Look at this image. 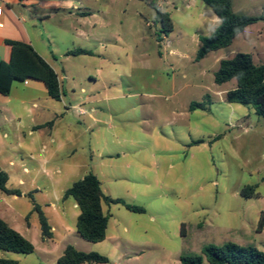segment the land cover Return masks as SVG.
Listing matches in <instances>:
<instances>
[{"label": "rangeland", "instance_id": "obj_1", "mask_svg": "<svg viewBox=\"0 0 264 264\" xmlns=\"http://www.w3.org/2000/svg\"><path fill=\"white\" fill-rule=\"evenodd\" d=\"M232 4L237 14L264 17V0ZM23 13L36 37L51 40L66 77L61 101L30 95V116L54 119L52 129L19 139L0 132V168L7 188L21 192L0 191L11 200L9 215H1L34 246L31 254L0 250V258L55 264L68 245L108 260L94 264H181L182 255L226 242L264 251V121L252 107L227 101L236 80L214 81L221 59L248 53L264 63L263 20L196 60L200 36L220 24L202 0H30ZM14 26L13 16L6 27ZM77 48L93 55L63 59ZM16 92L12 101L0 95V116H27ZM86 95H93L94 121L89 105L73 107ZM206 96L207 109L189 110ZM87 173L107 196L144 209L103 204L109 221L98 243L77 233L79 209L63 199ZM246 185L257 195L242 197ZM34 204L55 227L51 238L42 236Z\"/></svg>", "mask_w": 264, "mask_h": 264}, {"label": "trees", "instance_id": "obj_2", "mask_svg": "<svg viewBox=\"0 0 264 264\" xmlns=\"http://www.w3.org/2000/svg\"><path fill=\"white\" fill-rule=\"evenodd\" d=\"M219 18L220 24L210 36H200V48L196 60H201L208 53L226 48L232 41L251 24L263 20V16L240 15L234 12L232 0H202ZM171 25V24H170ZM168 26L171 27V26ZM10 48L9 59L0 62V94L11 93L15 81L32 79L44 84L47 94L55 101H60L64 95L63 87L55 70L33 49L24 42L7 40ZM68 56L92 55V52L77 48L66 52ZM236 80V88L226 93L229 103L250 106L264 121V63L256 65L252 55L238 53L231 58L221 59L219 68L214 73V81L222 85ZM208 96L202 102H192L190 111L207 109ZM49 122L47 125H51ZM200 141L196 142L199 143ZM8 175L0 168V191L20 196L18 190L7 188ZM240 195L252 198L257 195L256 187L246 185ZM72 198L79 209L76 220V231L86 241L98 243L106 238L109 215L103 210V204H120L127 210L141 213L144 209L131 205L120 198L107 196L99 178L93 173H87L82 179L75 181L65 192L63 199ZM37 212L41 234L51 238L52 227L39 205L34 204ZM264 227V212L259 223V230ZM0 250L13 253L31 254L33 244L13 229L0 217ZM105 256L96 252H81L68 245L55 264H94L106 263ZM264 264V251L253 245H240L226 242L222 245L209 244L202 248L201 254H185L180 257L181 264ZM0 264H20L16 260L0 258Z\"/></svg>", "mask_w": 264, "mask_h": 264}, {"label": "crops", "instance_id": "obj_3", "mask_svg": "<svg viewBox=\"0 0 264 264\" xmlns=\"http://www.w3.org/2000/svg\"><path fill=\"white\" fill-rule=\"evenodd\" d=\"M29 5H30V0H0V7L2 8V12L0 14V62L2 60L4 61L8 60L10 56V48L6 44L7 40L28 43L55 70V72L58 74L59 81L62 85L63 80H65L66 73L62 65V62L59 61L58 57L56 56V53L52 49L53 47L51 40L48 37L47 39L46 38L40 39L36 37L33 29L34 26H28L25 24L26 23L24 19L25 14L23 12H25V9H27ZM19 14H21L22 17H19ZM13 16L16 18V26L12 28H7L6 27L7 23L10 19H12ZM49 16L50 15H44L43 17L48 18ZM62 57L63 59L64 58L69 59L71 57H77V56H68L65 53ZM84 91L85 89L82 88V92ZM15 92L17 93L16 100L18 101L17 103L18 108H21L22 110H27L28 113L27 116H18L15 113L16 111H14L13 116H0V132L2 133V136L4 138H10L11 136H14L15 138L19 139L21 135L24 136L26 134L28 136L34 137L35 133H38L39 131L46 130L47 128L48 129L53 128L54 119L48 120L46 122L37 123L34 117L30 116L31 109L29 105L30 103L33 102L31 101L30 95H33L36 92H39L41 94L47 93L43 83L32 79H27L24 81H15L13 83L11 93L7 96L4 95L2 96L6 97L8 101H12V95H14ZM92 96L93 95H86L84 98L81 97L79 99L81 101L76 105H73V107H78V108H85L83 107V105L85 104L89 105L88 108H85L88 111L92 112L90 116H87L89 121L95 120V117L93 115L95 107H94V99ZM35 105L36 103L33 102L32 106L34 107ZM53 117L58 118L59 116H53ZM49 122H52V124L47 125ZM88 128H90V125ZM49 136H51V134H49ZM45 149H46V145L43 143L40 147V150L42 152ZM29 158H31L32 160H37L36 156L33 155L32 153H29ZM44 162L46 163V159H43V163ZM8 164L10 166L14 165V161L10 160ZM23 166H24L23 170L25 172H29V168L25 165V163H23ZM20 182L22 183L23 181L20 179ZM14 197L16 198L18 196L14 195ZM0 203H2V205L0 206V217L12 227V225L8 221L11 219L10 218L5 219L1 215L2 214L1 212H3V214L9 215L8 210L11 208V200H9V198H0ZM51 205L54 206V208H56L54 203H52ZM74 207H77L75 203H74ZM51 227L53 232L55 227L52 225Z\"/></svg>", "mask_w": 264, "mask_h": 264}, {"label": "built area", "instance_id": "obj_4", "mask_svg": "<svg viewBox=\"0 0 264 264\" xmlns=\"http://www.w3.org/2000/svg\"><path fill=\"white\" fill-rule=\"evenodd\" d=\"M1 12H2V8L0 7V14H1Z\"/></svg>", "mask_w": 264, "mask_h": 264}]
</instances>
